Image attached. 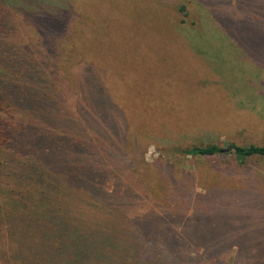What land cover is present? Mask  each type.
<instances>
[{
    "label": "trees",
    "instance_id": "trees-1",
    "mask_svg": "<svg viewBox=\"0 0 264 264\" xmlns=\"http://www.w3.org/2000/svg\"><path fill=\"white\" fill-rule=\"evenodd\" d=\"M37 4L0 0V264L198 260L164 214L167 208L183 217L194 199L175 164L164 171L142 159L98 64L67 55L76 50H67L65 29L36 26L35 37ZM176 150L202 158L232 154L240 165L264 157L259 145ZM193 229L187 236L207 252L216 240L211 261H219L227 242L200 223ZM255 244L264 251L263 239Z\"/></svg>",
    "mask_w": 264,
    "mask_h": 264
},
{
    "label": "rangeland",
    "instance_id": "rangeland-1",
    "mask_svg": "<svg viewBox=\"0 0 264 264\" xmlns=\"http://www.w3.org/2000/svg\"><path fill=\"white\" fill-rule=\"evenodd\" d=\"M35 1V37L36 26L65 29L67 55L98 64L142 159L173 162L184 179L194 199L183 217L164 214L198 259L189 264H264V157L240 165L176 150L264 146V0ZM199 223L227 242L219 261L215 239L208 253L187 236Z\"/></svg>",
    "mask_w": 264,
    "mask_h": 264
}]
</instances>
